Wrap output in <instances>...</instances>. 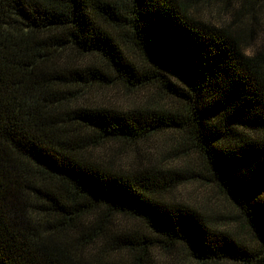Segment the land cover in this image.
Segmentation results:
<instances>
[{
    "label": "trees",
    "instance_id": "trees-1",
    "mask_svg": "<svg viewBox=\"0 0 264 264\" xmlns=\"http://www.w3.org/2000/svg\"><path fill=\"white\" fill-rule=\"evenodd\" d=\"M201 1L0 0V264H264L263 4ZM116 86L139 103L89 98Z\"/></svg>",
    "mask_w": 264,
    "mask_h": 264
},
{
    "label": "rangeland",
    "instance_id": "rangeland-1",
    "mask_svg": "<svg viewBox=\"0 0 264 264\" xmlns=\"http://www.w3.org/2000/svg\"><path fill=\"white\" fill-rule=\"evenodd\" d=\"M262 3V7L259 10L260 22L257 28L258 39L251 44L246 45L247 53L254 54L255 50L263 44L264 39V0H259ZM233 3V4H232ZM230 6H228V12L232 13L237 6L238 0H234ZM195 13L202 18H208L212 13L216 12L217 5H207V1H201L198 5ZM197 7V6H196ZM89 98L95 102H109L116 106H127L134 103H139V98L135 95L128 94L120 86H116L110 89L92 90L90 91ZM168 135L163 134L161 137H155L151 145L155 144L159 150L171 151L174 144L168 139ZM166 140L163 143V140ZM112 150L108 151L106 158H112V163L120 168H129L134 164L133 158L130 155V148L125 145L112 143ZM183 164L184 160H180ZM183 166V165H182ZM172 198L190 203L194 206H200L204 209L211 218L225 221L220 215L230 214L231 206L223 199L220 192L216 189L210 188L203 184L196 183H183L178 186L174 192L170 195ZM226 225V224H224ZM178 260L181 264H197L192 260L185 252L180 251ZM217 264H234L228 261H222Z\"/></svg>",
    "mask_w": 264,
    "mask_h": 264
},
{
    "label": "clouds",
    "instance_id": "clouds-1",
    "mask_svg": "<svg viewBox=\"0 0 264 264\" xmlns=\"http://www.w3.org/2000/svg\"><path fill=\"white\" fill-rule=\"evenodd\" d=\"M245 55H247L248 53H244Z\"/></svg>",
    "mask_w": 264,
    "mask_h": 264
}]
</instances>
